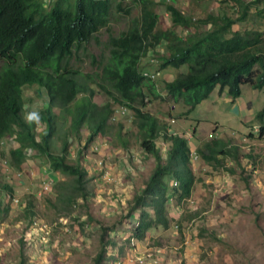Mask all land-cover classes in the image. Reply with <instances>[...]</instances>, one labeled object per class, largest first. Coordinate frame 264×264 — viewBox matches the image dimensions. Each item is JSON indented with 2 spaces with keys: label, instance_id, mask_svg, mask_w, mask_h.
Wrapping results in <instances>:
<instances>
[{
  "label": "trees",
  "instance_id": "1",
  "mask_svg": "<svg viewBox=\"0 0 264 264\" xmlns=\"http://www.w3.org/2000/svg\"><path fill=\"white\" fill-rule=\"evenodd\" d=\"M132 1L140 6V15L118 34L109 33V57L100 75L110 86H102L109 100L98 104L91 100L93 87L79 78L81 70L72 67L70 59L102 27L110 28L114 10L129 14L131 5L124 0H0V153L4 139L11 137L16 145L7 151L13 167L21 168L34 153L44 157L50 170L69 176L68 181L55 183V195L64 203V209L70 210L78 198L89 193L88 170L79 160H67L68 135L62 139L60 151L52 150L57 115L54 107L70 114L72 132L86 125L82 147L107 132L115 103L130 108L139 145L155 163L128 200L129 210L124 216L138 212V223L131 228L128 244L130 237L143 239L150 228L168 227L175 218L168 212L171 200L180 204L189 198L196 182L192 151L207 163H219L225 155L236 156L238 151L230 139L213 135L196 148L191 147L185 134L169 132L144 108L145 98L180 100L188 106V113L216 86L232 97L240 94L243 83L264 87V28H232L234 23L248 19L252 7L256 15H264L260 7L264 0H228L235 15L222 10L198 18L172 2H164L171 23L166 28L157 27L158 1ZM177 26L184 30L183 34L177 32ZM162 41L164 52L159 46ZM144 55L158 58L157 70L179 69L172 79L164 78L165 96L154 80L142 74ZM31 84H37V91L44 90L46 94L44 104L34 111L24 107L23 86ZM81 93L84 99L75 102ZM255 116L259 129L248 135L264 137V104ZM158 137L169 143L163 154L156 143ZM2 188L13 194L11 184L4 183ZM7 207L0 200V213ZM27 208L33 214L30 202ZM176 223L181 228V219ZM114 230L115 226H101L95 264L107 258V244L115 243L109 238Z\"/></svg>",
  "mask_w": 264,
  "mask_h": 264
},
{
  "label": "rangeland",
  "instance_id": "2",
  "mask_svg": "<svg viewBox=\"0 0 264 264\" xmlns=\"http://www.w3.org/2000/svg\"><path fill=\"white\" fill-rule=\"evenodd\" d=\"M124 2L131 5L130 13L114 10L110 28L102 27L90 40L82 43L70 59L71 66L81 70L79 78L93 87L91 100L98 104L109 100L102 86H110L100 77L101 68L109 57V33L118 34L140 15L137 3ZM158 2L159 28L171 26L164 2H172L197 18L222 10L235 15L228 0ZM260 7L264 8L263 3ZM250 10L248 19L234 23L233 29L264 28V15H256L254 7ZM176 30L181 34L184 32L179 26ZM164 43L160 44L161 52H164ZM152 56L141 58L144 69L157 68L158 58L151 60ZM169 71L171 75L167 80L179 69L166 67L160 70L157 80L162 89L164 76ZM37 89V84L23 86L25 109L34 111L44 104L45 91L39 93ZM241 89L243 95L252 100L255 109L262 107L264 87L253 91L250 84L243 83ZM84 97L83 93L78 94L75 102ZM145 100L144 108L164 123L169 132L185 134L191 147L196 148L210 139L211 132L213 136L230 139L228 141L236 144V156L227 154L219 163H207L198 155L192 161L196 182L191 195L180 204L172 199L168 207L170 217L175 218L166 228L153 227L143 239L134 238L136 243L132 246L127 238L134 227L130 219L137 211L125 216L124 213L129 210L131 192L142 186L155 163L152 155L140 151L132 110L126 107V112L122 113L123 105L114 104L107 132L94 138L101 143L107 141L99 153L101 146L97 150H91L90 144L82 147L87 135L86 125L80 126L77 133L72 132L70 114H64L55 106L56 132L52 137V150L60 151L61 141L68 135L67 160H79L88 170L86 185L89 193L85 198H78L70 210L64 209V203L56 198L55 183L68 181L70 177L50 170L44 157L34 156V153L23 161L21 168L13 167L7 150L16 143L11 137L5 138L0 153V200L8 207L0 213V264H95L101 226H115L109 233L115 243L107 244V258L102 264H116L118 257L125 259L126 264H264V137L249 136V131H257L242 123L237 115L232 121H236V127L243 132L230 131L224 119L221 120L224 125L214 126L209 112L216 108L210 97L201 100L188 113L185 112L188 106L180 100L167 97ZM198 118L202 121L198 122ZM156 143L163 154L169 143L162 137H158ZM107 152L111 153L108 157ZM98 158H103L102 167L95 163ZM109 163L114 169L109 170ZM105 168L112 173L111 179L102 177ZM46 178L53 180L49 191L42 189ZM4 183L12 185V195L2 188ZM28 202L33 214L26 210ZM178 218L181 228L176 223ZM42 224L46 227L40 228Z\"/></svg>",
  "mask_w": 264,
  "mask_h": 264
},
{
  "label": "crops",
  "instance_id": "3",
  "mask_svg": "<svg viewBox=\"0 0 264 264\" xmlns=\"http://www.w3.org/2000/svg\"><path fill=\"white\" fill-rule=\"evenodd\" d=\"M155 1H158V0H155ZM217 4H219V1L217 2ZM170 75H171V71H169V73L166 74L164 76V78L168 79ZM254 89H256V88L252 87L253 91H254ZM208 97H210L211 103L216 108V111H210L209 112L212 114L211 118L214 120V124H215L214 126H217V124L224 125L223 123H221V120L224 119L227 122V123H225V125L227 124L226 126L230 128V131L243 132V130L236 127V125H235L236 121H232V119H234V117L236 115L238 116L239 120L242 121V123H244L246 125L250 126L252 124H258L259 123L255 114L261 107L259 109H255L253 107L252 100L250 98H248L247 96L243 95L242 89H241V92L239 95L232 97L229 93L226 92V90H219V88L216 86L210 92ZM221 116H226V117H221ZM198 120H199L198 122H201L202 118H198ZM192 143L197 145L193 141H192ZM103 146L104 145H102L100 147V149L98 150L99 153L102 152L101 150L103 149ZM140 151L143 153H146L142 148L140 149ZM109 153L110 152H107V157L109 156L108 155ZM104 165L106 166V163ZM108 165H109V167H108L109 170H110V168H113L111 163H109ZM113 169H112V171H113ZM102 177H104L103 174H102ZM104 179L107 180L105 177H104Z\"/></svg>",
  "mask_w": 264,
  "mask_h": 264
},
{
  "label": "built area",
  "instance_id": "4",
  "mask_svg": "<svg viewBox=\"0 0 264 264\" xmlns=\"http://www.w3.org/2000/svg\"><path fill=\"white\" fill-rule=\"evenodd\" d=\"M159 46H160V44H159ZM151 60H154V58H151ZM142 74L145 75L146 77H148V78L154 80L155 83H156V86H157V88H158V91L160 92V94H162L163 96L166 95L167 92H166L164 89L160 88V86H159V81L157 80V77H158L159 74H160V70H157V69H154V70L143 69V70H142ZM145 99H147V98H145ZM126 110H127V109H126L125 106H121V110H120V111H121L122 113H125ZM171 120L173 121V119H171ZM252 130H253V131H257V130H258V125H257V124H254V125L252 126ZM172 132L175 133V131H172ZM209 135H210V137H211V136H212V133L209 132ZM101 140H102V139H101ZM106 144H107V141H105L104 143H103V142L101 143V141H100L99 139H93V141H92V142L90 143V145H89V148H90L91 150H97V148H98L99 146L106 145ZM191 158H192V161H193V160H196V159L198 158V155H197V153H196L195 151H192V156H191ZM95 163H96L99 167H102V166H103V159H102V158H98V159L95 160ZM103 176H104L107 180L112 178L111 173H110V171H109L107 168L104 169V171H103ZM52 182H53V180H52V179H49V178H46L45 180H43V183H42V189H43L44 191H49V190L51 189V187H52ZM174 183H175V182H174ZM130 220H131V224H132L133 226L137 225V223H138V212H135V214L132 215V217H131ZM34 223H37V221H34ZM43 227H46V224H42V225L40 226V228H43ZM134 238H135V237H130V245H132V246H134L135 243H136V241H134ZM138 256H140V255H138ZM116 264H126V261H125V259H122L121 257H118V258L116 259Z\"/></svg>",
  "mask_w": 264,
  "mask_h": 264
},
{
  "label": "clouds",
  "instance_id": "5",
  "mask_svg": "<svg viewBox=\"0 0 264 264\" xmlns=\"http://www.w3.org/2000/svg\"><path fill=\"white\" fill-rule=\"evenodd\" d=\"M172 119H173V118H172ZM173 120H174V119H173ZM253 125H254V124L251 125V129H252V126H253ZM257 125H258V129H259V124H257ZM175 133H176V132H175ZM51 188H52V187H51Z\"/></svg>",
  "mask_w": 264,
  "mask_h": 264
}]
</instances>
